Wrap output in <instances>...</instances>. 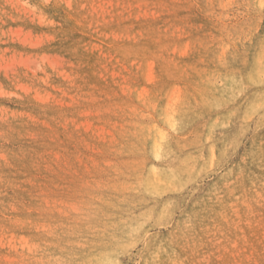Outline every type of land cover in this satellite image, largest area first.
<instances>
[{
    "label": "rangeland",
    "instance_id": "obj_1",
    "mask_svg": "<svg viewBox=\"0 0 264 264\" xmlns=\"http://www.w3.org/2000/svg\"><path fill=\"white\" fill-rule=\"evenodd\" d=\"M0 264H264V0H0Z\"/></svg>",
    "mask_w": 264,
    "mask_h": 264
},
{
    "label": "bare ground",
    "instance_id": "obj_2",
    "mask_svg": "<svg viewBox=\"0 0 264 264\" xmlns=\"http://www.w3.org/2000/svg\"><path fill=\"white\" fill-rule=\"evenodd\" d=\"M233 2V1H232ZM226 16H228V15H226ZM208 17V16H207ZM225 17V16H224ZM216 23V22H215ZM221 24V23H220ZM224 31V30H223ZM226 34V33H225ZM162 137V139L161 140H163L164 138H163V135L161 136ZM161 143H157V145H156V150H157V152L161 149ZM158 154H159V152H158ZM205 189V188H204ZM201 190V189H200ZM260 196V195H259Z\"/></svg>",
    "mask_w": 264,
    "mask_h": 264
}]
</instances>
